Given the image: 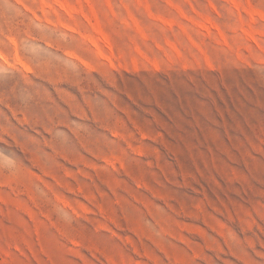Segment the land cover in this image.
Here are the masks:
<instances>
[{
	"label": "rangeland",
	"instance_id": "obj_1",
	"mask_svg": "<svg viewBox=\"0 0 264 264\" xmlns=\"http://www.w3.org/2000/svg\"><path fill=\"white\" fill-rule=\"evenodd\" d=\"M0 264H264V0H0Z\"/></svg>",
	"mask_w": 264,
	"mask_h": 264
},
{
	"label": "bare ground",
	"instance_id": "obj_2",
	"mask_svg": "<svg viewBox=\"0 0 264 264\" xmlns=\"http://www.w3.org/2000/svg\"><path fill=\"white\" fill-rule=\"evenodd\" d=\"M95 30L98 32L99 37L105 41V35L102 33L100 26H95Z\"/></svg>",
	"mask_w": 264,
	"mask_h": 264
}]
</instances>
